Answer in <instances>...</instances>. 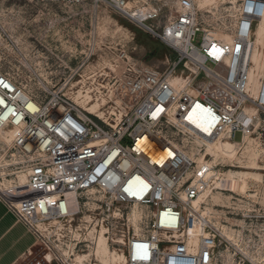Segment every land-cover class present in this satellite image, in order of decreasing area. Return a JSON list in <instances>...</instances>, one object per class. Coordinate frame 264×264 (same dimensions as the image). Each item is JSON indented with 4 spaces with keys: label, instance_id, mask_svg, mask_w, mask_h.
I'll return each instance as SVG.
<instances>
[{
    "label": "built area",
    "instance_id": "1",
    "mask_svg": "<svg viewBox=\"0 0 264 264\" xmlns=\"http://www.w3.org/2000/svg\"><path fill=\"white\" fill-rule=\"evenodd\" d=\"M40 1L104 5L166 48L162 67L135 57V48L107 45L99 54L93 31L84 57L61 60L68 74L44 94L0 70V126L15 129L7 166L28 178L0 198L34 235L44 264H218L217 248L230 237L201 216L193 252L188 209L206 189H220L206 165L210 142L227 139L239 151L252 135L264 146V74L252 96L247 46L264 0H237L219 33L204 28L196 0ZM78 91L98 112L73 101ZM220 160L214 169L239 164ZM252 217L235 246L263 251L264 210ZM100 238L115 259L97 258ZM240 254L239 264H264V256Z\"/></svg>",
    "mask_w": 264,
    "mask_h": 264
},
{
    "label": "rangeland",
    "instance_id": "2",
    "mask_svg": "<svg viewBox=\"0 0 264 264\" xmlns=\"http://www.w3.org/2000/svg\"><path fill=\"white\" fill-rule=\"evenodd\" d=\"M236 1L214 0L209 4L205 0H198L204 28L215 32L223 31L224 26L229 24ZM93 31L96 32L95 42L99 54H104L107 45H111L114 51L121 46L128 49L135 48L132 54L144 63L163 66L165 46L110 12L104 5L93 8L88 3L64 6L60 3L40 0H0V70L10 74L15 80L26 83L35 92L44 94V90L56 91L60 79L68 74L59 70L60 61L69 58L70 54L74 55L70 64H75L77 61L74 57L83 58L92 42L89 33ZM255 32L253 67L258 75L264 68V15L256 21ZM199 36L198 33L196 43L199 41ZM112 56L113 54L107 53L105 59ZM258 58L259 73L256 68ZM28 65H31L33 70L27 71L25 67ZM46 82L51 83L48 88L44 87ZM76 89L72 88L74 92ZM74 97L72 98L75 102ZM235 139H240L239 132L235 134ZM254 144L258 148L247 146L244 155L241 154V162H243L238 168L227 166L222 170H248L246 166L252 165L248 151L256 149L259 154L255 151L258 155L255 161L263 168L257 171L261 173L262 181H247L246 192L214 190V193L215 191L218 193L214 195V199L209 197L208 206H205L207 208L205 212L211 216L210 219L215 225H219L220 231L222 226H225L231 232V243L223 242L217 248L221 255L218 264H239L242 256L240 253L248 256H264V250L235 246L241 226L254 220L252 214L264 210V156L259 149L264 146L255 141ZM8 148L6 141L0 138V188L4 190H9L11 180L13 184L15 180V176L7 166L11 153ZM225 163L230 164L228 161ZM23 177V174H18V178ZM226 196L229 198L226 199ZM243 232L245 233L246 230ZM38 262L44 264L43 250L39 245L30 259L32 264Z\"/></svg>",
    "mask_w": 264,
    "mask_h": 264
},
{
    "label": "bare ground",
    "instance_id": "3",
    "mask_svg": "<svg viewBox=\"0 0 264 264\" xmlns=\"http://www.w3.org/2000/svg\"><path fill=\"white\" fill-rule=\"evenodd\" d=\"M197 6L198 5V0H196ZM207 3H212L214 0H205ZM234 7V5H233ZM261 19V18H260ZM258 20V19H257ZM256 20V21H257ZM256 21H255V26H256ZM255 26L252 32L251 37L249 38L247 42L248 46V56L250 61L252 62V69L250 70L249 73V78H250V86L248 88L249 93L252 96H255L257 94L258 90V84H259V78L264 74V68L261 69L260 73L258 72V68L260 66V59H257V72L259 73L258 75L255 73V67H253V54L255 50V43L256 39L254 40V36L256 35L255 32ZM219 33V32H218ZM224 39L228 42L232 41V38L229 37L227 34H224ZM81 94L80 91H78L77 95L74 97L75 102L81 104L84 106L88 111L90 112H98L97 106L95 104H89V105H84L82 104L83 102L80 100ZM246 114L248 118L250 119L254 114H256V109L254 106L250 105L245 109ZM15 133L14 127L4 124L0 126V138L5 140L8 146L11 145L13 136ZM243 147L237 151L235 143H233L230 140L227 139H218L214 142H210L206 146V151L211 155V160L207 161L206 165L210 167L211 172L216 173L218 175L219 180V186L220 189L218 191H230V192H237V191H242L246 192V186H247V181L249 180H254V181H262V175L261 173L257 172L260 169H263L261 166H259L255 160H257L258 155L256 152L259 154V152L255 149V151L250 150L248 151V158L251 160L252 159V165L246 166L248 170H242V171H233V170H216L214 169L215 166L217 165L218 161L222 159V161L229 162V163H239V165H233L231 164L229 167L230 168H238L242 162V155L244 151H246L247 146H251L254 148H258L256 144H254V138L252 135H247L244 138L243 142ZM246 148V149H245ZM260 152L262 153L264 150L263 148H259ZM252 153V154H251ZM264 156V155H262ZM198 163H201L204 165V161L202 158L199 159ZM228 168V169H230ZM225 171V172H224ZM23 174V178H18V174ZM27 174L23 171L16 172L15 173V180L14 184L13 181L11 180V185L9 190H0L8 195L9 193H15L18 194L21 192V189H23L24 185L27 182ZM218 191L211 190L210 188L206 189L203 193H201L196 199L193 200L192 206L190 209H188V221H189V237H188V243L190 246V249L194 252L197 250L198 247V242L200 240L201 236V216L207 217L208 219L211 218L209 214H207L206 207L208 206V198L211 197L214 199V195L218 193ZM229 196H226V199H228ZM210 210V208H208ZM218 217V216H216ZM212 221V219H210ZM213 222V221H212ZM219 226V225H217ZM221 233L225 237H231V232L228 231L227 227L222 226L221 228ZM95 254L97 258H99L103 262H108L111 260V258H116V256L111 257L112 252L107 248L104 240L102 238L99 239L98 245L95 251Z\"/></svg>",
    "mask_w": 264,
    "mask_h": 264
},
{
    "label": "crops",
    "instance_id": "4",
    "mask_svg": "<svg viewBox=\"0 0 264 264\" xmlns=\"http://www.w3.org/2000/svg\"><path fill=\"white\" fill-rule=\"evenodd\" d=\"M37 246L34 235L0 198V264H32L30 259Z\"/></svg>",
    "mask_w": 264,
    "mask_h": 264
},
{
    "label": "snow or ice",
    "instance_id": "5",
    "mask_svg": "<svg viewBox=\"0 0 264 264\" xmlns=\"http://www.w3.org/2000/svg\"><path fill=\"white\" fill-rule=\"evenodd\" d=\"M218 51V50H217ZM217 59L219 58V56L217 55V57H216ZM199 126V125H198ZM205 130H207V129H205Z\"/></svg>",
    "mask_w": 264,
    "mask_h": 264
}]
</instances>
